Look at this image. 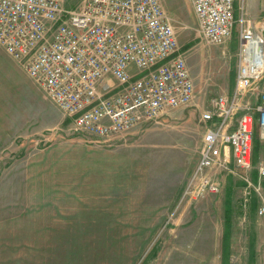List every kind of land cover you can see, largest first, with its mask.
<instances>
[{
    "label": "rangeland",
    "instance_id": "rangeland-1",
    "mask_svg": "<svg viewBox=\"0 0 264 264\" xmlns=\"http://www.w3.org/2000/svg\"><path fill=\"white\" fill-rule=\"evenodd\" d=\"M162 3L194 81L192 104L102 141L75 131L27 75L20 105L0 101L10 129L0 140V264H250L237 228L254 231L242 219L227 257L224 248L225 210L247 196L245 182L229 174L217 194L185 193L203 145L201 113L235 87L237 31L209 43L192 24L190 0ZM241 8L264 19V0H235L236 19ZM262 91L264 79L251 100ZM259 146L256 132L254 153Z\"/></svg>",
    "mask_w": 264,
    "mask_h": 264
},
{
    "label": "built area",
    "instance_id": "built-area-1",
    "mask_svg": "<svg viewBox=\"0 0 264 264\" xmlns=\"http://www.w3.org/2000/svg\"><path fill=\"white\" fill-rule=\"evenodd\" d=\"M190 1L203 40L224 44L237 31L238 44L233 93L201 113L203 145L185 193L217 194L232 174L261 195L254 140L256 132L264 138V91L251 96L264 79V19L256 24L244 8L236 19L235 0ZM0 46L75 131L98 140L129 134L196 96L162 0H0Z\"/></svg>",
    "mask_w": 264,
    "mask_h": 264
},
{
    "label": "crops",
    "instance_id": "crops-1",
    "mask_svg": "<svg viewBox=\"0 0 264 264\" xmlns=\"http://www.w3.org/2000/svg\"><path fill=\"white\" fill-rule=\"evenodd\" d=\"M192 18H193L192 24L194 23V25H196L197 18L194 13V9L192 13ZM253 21L257 24V22H259L260 20H253ZM22 74L27 75V73L24 72V70L0 46V101H6L7 99L17 100L20 105L22 96H21V88L18 79L19 77L21 78ZM1 106L2 108H4V106H6V103L5 102H3V104L0 103V107ZM1 115L2 114H0V136H1L0 140L3 142L4 136L6 135V133L9 134L10 129H6L5 127L6 123L3 120L4 117ZM3 144L1 145V147L3 146ZM259 147H260L259 154L254 153V161L257 167L264 166V138H260ZM252 176H253L252 178L253 182L255 184H258L257 168L254 169V171L252 172ZM259 186L261 188V195H259L255 190L247 188V186L245 185L243 191L244 193L247 194V196L245 195L243 201H239L236 209L232 207L233 217L230 228H232L235 225V219L238 218V219H242V223H245L244 224L245 230L247 225H249L250 228L252 227V231H254L250 236L249 235L247 236L246 235L247 230L245 231V234L242 235L239 229L237 228L238 235L240 234V237L242 238V240H244V242L247 245V249H245L244 253L245 256L247 257V262H250V264H264V215L259 214V208L262 204L261 199L262 197L264 198V179L261 180ZM225 214H226V210H225ZM224 225H225V216H224Z\"/></svg>",
    "mask_w": 264,
    "mask_h": 264
},
{
    "label": "trees",
    "instance_id": "trees-1",
    "mask_svg": "<svg viewBox=\"0 0 264 264\" xmlns=\"http://www.w3.org/2000/svg\"><path fill=\"white\" fill-rule=\"evenodd\" d=\"M257 143V141H256ZM233 217V210L230 206H227L226 214H225V230L226 233L224 234V248L226 249L225 256H227V248H228V241H229V232H230V225L232 222ZM156 250V249H155ZM153 251V256L156 254V251Z\"/></svg>",
    "mask_w": 264,
    "mask_h": 264
}]
</instances>
